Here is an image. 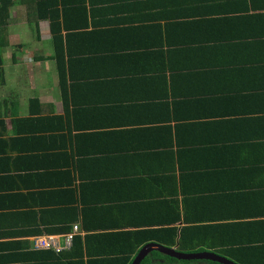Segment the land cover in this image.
Instances as JSON below:
<instances>
[{"label": "crops", "instance_id": "crops-1", "mask_svg": "<svg viewBox=\"0 0 264 264\" xmlns=\"http://www.w3.org/2000/svg\"><path fill=\"white\" fill-rule=\"evenodd\" d=\"M36 6L10 8L2 51L0 264H106L145 240L133 262L168 227L264 264V0H62L65 87ZM178 26L206 52L183 32L168 58Z\"/></svg>", "mask_w": 264, "mask_h": 264}, {"label": "trees", "instance_id": "trees-1", "mask_svg": "<svg viewBox=\"0 0 264 264\" xmlns=\"http://www.w3.org/2000/svg\"><path fill=\"white\" fill-rule=\"evenodd\" d=\"M62 1V0H60ZM60 1L58 0H35L36 3V9H37V15L39 16V18H50L52 20V32H53V36H54V51H55V62L57 65V69H58V73H59V79H60V86L62 87V85L65 87V71H66V60H65V49H64V37L62 35V29H61V19H60V15L57 12V8H59L58 4L60 5ZM22 3L24 2V0H0V85L4 84V70L2 68V51L3 48L7 45V26L9 25L10 22V8L15 4V3ZM55 10V11H54ZM55 12V13H53ZM56 19V21H55ZM194 26H192V28L195 30L196 28V24L195 22H193ZM190 28H183V27H179L176 29H173V34L171 31H169V27H168V32L166 34L167 36V46H168V58H171L172 55L174 54L175 51H177V49L174 51L170 49V46H174L176 44V39H179L180 35L183 34V32H188L189 34H191L193 37L190 40V44L192 41V44H195L194 48H199L197 52L199 53H205L206 50L200 48L202 46L200 39L198 37L197 34H195V31ZM264 31V30H263ZM185 34V33H184ZM183 34V35H184ZM195 39V40H194ZM197 39V40H196ZM196 41V42H195ZM198 42L199 46L198 47ZM196 57H198L200 60L205 57V55H196ZM211 58H209L207 60V62L210 61ZM209 64V63H208ZM187 69L185 66L180 67L179 69L182 68ZM220 65L217 64H209V65H205L204 69H212V71H217L215 68H219ZM261 67H263V65H260V67L258 69H260ZM222 68V67H221ZM264 69V68H262ZM261 69V70H262ZM199 228L198 233L197 234H191L188 235L187 232L183 233L182 239L180 242L176 241V232L174 230V228L168 227L164 230L165 235L163 236V239L161 238V240H159L160 242H162V244L166 245L167 247H174L176 244H179L178 248H176L177 251L183 252V253H193V252H200L206 248H203L201 245L202 242V238L204 239H208L211 240V238L213 237V234L211 233V231L206 228ZM197 231V230H195ZM202 231H204L202 233ZM203 234V235H200ZM214 239V238H213ZM212 239V240H213ZM211 240V241H212ZM254 240V239H252ZM79 242L81 244V239L80 237L76 236L75 237V242ZM211 241L209 242L211 245H209V247H207V249H214V243H211ZM145 240L143 241H139L136 243V245L134 244V246L132 247V249H130V251H128V256L124 258V254L122 253L121 257H114L113 261L110 262L107 260L106 264H131L132 263V254H136L137 253V249L138 247L140 248V246H142V244H144ZM231 245H233V242L231 241ZM201 246V247H200ZM244 248V249H242ZM218 255H221L225 258L230 259L231 261L237 263V264H255V259L257 258V256L260 257L261 253L257 252V249H255V247L252 246H241V250H236V251H217ZM152 254L156 255L157 257L160 258V263L159 264H219L215 261H211V260H205V259H194V260H179L177 258L165 255L159 251H154ZM126 256V255H125ZM150 256H146L145 259L140 263V264H151L152 261L149 260ZM158 258V259H159ZM70 264H74V263H70ZM104 264V262L102 263Z\"/></svg>", "mask_w": 264, "mask_h": 264}, {"label": "water", "instance_id": "water-1", "mask_svg": "<svg viewBox=\"0 0 264 264\" xmlns=\"http://www.w3.org/2000/svg\"><path fill=\"white\" fill-rule=\"evenodd\" d=\"M151 250L159 251L165 255L177 258L179 260L205 259V260L215 261L219 264H237L231 261L230 259L225 258L213 252L205 251V252H197V253H183V252L177 251L176 249L163 246V245H159V244H149V245L144 246L139 251V253L137 254V256L135 257V259L133 260L131 264H140L143 261V259L146 257L147 253Z\"/></svg>", "mask_w": 264, "mask_h": 264}, {"label": "built area", "instance_id": "built-area-1", "mask_svg": "<svg viewBox=\"0 0 264 264\" xmlns=\"http://www.w3.org/2000/svg\"><path fill=\"white\" fill-rule=\"evenodd\" d=\"M74 231L77 232L78 231V227L75 226L74 227ZM73 234H68L65 235V244L66 246L71 245L72 243V238H73ZM34 245L36 248H45V247H55L56 249H63L60 245H59V241H58V237L57 236H43V237H37L35 239Z\"/></svg>", "mask_w": 264, "mask_h": 264}, {"label": "rangeland", "instance_id": "rangeland-1", "mask_svg": "<svg viewBox=\"0 0 264 264\" xmlns=\"http://www.w3.org/2000/svg\"><path fill=\"white\" fill-rule=\"evenodd\" d=\"M3 50L5 51V47L3 48ZM178 264H181V263H178Z\"/></svg>", "mask_w": 264, "mask_h": 264}]
</instances>
